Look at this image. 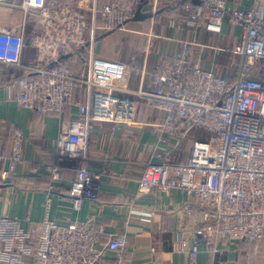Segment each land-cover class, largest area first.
Returning a JSON list of instances; mask_svg holds the SVG:
<instances>
[{
    "label": "built area",
    "instance_id": "1",
    "mask_svg": "<svg viewBox=\"0 0 264 264\" xmlns=\"http://www.w3.org/2000/svg\"><path fill=\"white\" fill-rule=\"evenodd\" d=\"M141 0H92L87 8L63 0H0L26 15H36L37 28L26 37V20L21 28L0 26V63L19 68L21 77L7 85L8 97L38 113L63 112L75 105L78 114L70 119L56 139L55 161L47 166L58 180L66 163L76 162L71 182V209L79 210L85 199L97 200L102 174L88 169L89 137L94 121L117 122L122 102L118 79L131 70L143 75V67L97 58V31L122 29L138 11ZM187 23L221 33L223 25L240 28L234 44L220 48L239 58L233 78L206 68L201 54L192 57L198 42L182 39L170 60L160 64L151 84L134 92L150 102L164 116L151 124L159 161L145 163L140 190L170 193L181 189L191 200L179 213L183 219L172 249L185 253L191 264L206 247L209 260H217L241 241L264 240V0L244 8H230L225 0H185ZM175 24V22H172ZM88 32L90 37H88ZM29 42L36 60L23 59ZM87 47L85 74L74 72L70 56ZM85 86L88 98L76 100L75 89ZM190 145L189 157L170 159L169 145L181 141ZM23 133H14L10 153L3 151L14 171L23 157ZM142 219L151 212L134 209ZM32 229L8 221L0 244V264H127L124 251L128 238L115 235L106 249L96 244L103 228L92 221L75 220L62 225L46 217L30 221ZM115 253L107 259L105 252ZM153 250H155L153 248Z\"/></svg>",
    "mask_w": 264,
    "mask_h": 264
},
{
    "label": "crops",
    "instance_id": "2",
    "mask_svg": "<svg viewBox=\"0 0 264 264\" xmlns=\"http://www.w3.org/2000/svg\"><path fill=\"white\" fill-rule=\"evenodd\" d=\"M91 1L63 0L79 8H87ZM103 1L98 0L99 3ZM184 1L141 0L139 8L141 6L145 17H133L122 29L97 31V58L142 66L143 75L126 70L118 79L121 87L130 90L118 91L122 102L117 122L91 123L86 165L91 171L102 174L100 193L97 200L85 199L79 210L71 209L69 193L76 162L66 163L58 180L53 179L47 169L56 159V139L68 121L78 114V108L73 105L61 113H38L21 106L8 97L7 85L12 79L21 77L22 72L19 68L0 63V138L3 151L10 153L17 130L23 133V157L17 168L5 173L9 162H0V244L8 221H16L28 230L32 229L30 221L39 223L46 217L62 225L75 220L92 221L95 227H102L104 231L102 240L96 244L99 249H106L115 235L123 234L128 238L124 251L127 264H191L185 253L172 249L183 221L179 208L191 197L178 188L170 193L140 190L145 163L161 160L157 155L151 124L161 119L164 112L154 108L134 90L150 86L153 73L162 62L172 58L182 39L198 42L199 45L191 46L192 57L201 54L206 68L233 78L239 58L220 48L234 44L240 28L225 23L221 33H214L204 27L203 21L190 26L188 13L182 5ZM225 1L230 8H244L254 0ZM17 14L20 22L14 18ZM35 17L32 12L26 15L16 7L0 6V26L19 29L26 20V37L37 28ZM23 59L26 62L36 60V50L28 41L24 46ZM70 61L76 74H85L88 69L87 47L72 54ZM74 96L76 100L85 102L87 88H76ZM169 148L170 159L183 161L189 157L190 145L186 140L178 145L171 144ZM134 209L151 212L152 217L142 219L132 212ZM105 255L107 259L115 257L111 250H106ZM245 259H249L248 262ZM193 264H264V259L241 258L237 249H233L212 262L203 246Z\"/></svg>",
    "mask_w": 264,
    "mask_h": 264
},
{
    "label": "rangeland",
    "instance_id": "3",
    "mask_svg": "<svg viewBox=\"0 0 264 264\" xmlns=\"http://www.w3.org/2000/svg\"><path fill=\"white\" fill-rule=\"evenodd\" d=\"M13 17V16H12ZM14 18H17V21L20 22V15H15ZM15 21V22H17ZM241 258H252L256 257L257 259H264V240L259 242H249V241H242L239 244V248L237 249ZM254 253V254H253ZM248 262L247 259H245Z\"/></svg>",
    "mask_w": 264,
    "mask_h": 264
},
{
    "label": "water",
    "instance_id": "4",
    "mask_svg": "<svg viewBox=\"0 0 264 264\" xmlns=\"http://www.w3.org/2000/svg\"><path fill=\"white\" fill-rule=\"evenodd\" d=\"M192 1L195 2V3H198L199 2V0H192ZM143 17H145V15L142 14V12H141V6H140V8L138 9V11L136 12V14L134 16V19H142Z\"/></svg>",
    "mask_w": 264,
    "mask_h": 264
},
{
    "label": "trees",
    "instance_id": "5",
    "mask_svg": "<svg viewBox=\"0 0 264 264\" xmlns=\"http://www.w3.org/2000/svg\"><path fill=\"white\" fill-rule=\"evenodd\" d=\"M12 80H13V79H12ZM12 80H11V81H12ZM68 107H69V106H68ZM243 241H249V240L245 239V240H243ZM241 242H242V241H241ZM241 242H240V243H241ZM249 242H252V241H249Z\"/></svg>",
    "mask_w": 264,
    "mask_h": 264
}]
</instances>
